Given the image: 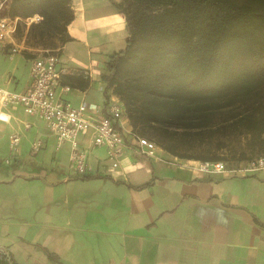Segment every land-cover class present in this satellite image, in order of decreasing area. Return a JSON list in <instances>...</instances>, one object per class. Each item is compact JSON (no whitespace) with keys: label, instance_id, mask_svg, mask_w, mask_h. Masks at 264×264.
Wrapping results in <instances>:
<instances>
[{"label":"crops","instance_id":"obj_1","mask_svg":"<svg viewBox=\"0 0 264 264\" xmlns=\"http://www.w3.org/2000/svg\"><path fill=\"white\" fill-rule=\"evenodd\" d=\"M117 1L71 0V39L56 49L63 97L104 114L116 96L104 91L106 64L129 36ZM12 41L19 50L0 52V85L21 92L45 49ZM0 111V250L13 264H264V169L197 173L156 144L153 156L126 149L112 170L90 129L78 138L89 168L78 172L72 142L58 144L43 119L20 105ZM118 126L132 134L126 116Z\"/></svg>","mask_w":264,"mask_h":264},{"label":"trees","instance_id":"obj_2","mask_svg":"<svg viewBox=\"0 0 264 264\" xmlns=\"http://www.w3.org/2000/svg\"><path fill=\"white\" fill-rule=\"evenodd\" d=\"M114 3L125 16L129 36L106 64L104 91L121 100L133 133L166 131L191 123L200 113L245 103L264 82V0ZM34 14L41 20L27 24ZM7 16L24 19L31 47L56 51L59 45H47L53 38L60 44L71 39V0H8ZM82 82L85 86L87 80ZM258 107L259 101L234 120H245L246 128L261 137L264 106ZM0 264H13L2 250Z\"/></svg>","mask_w":264,"mask_h":264},{"label":"built area","instance_id":"obj_3","mask_svg":"<svg viewBox=\"0 0 264 264\" xmlns=\"http://www.w3.org/2000/svg\"><path fill=\"white\" fill-rule=\"evenodd\" d=\"M8 1V0H7ZM18 17L11 18L0 14V52L12 57L18 52L13 39L17 34ZM39 14L26 18V22H38ZM60 58L56 51L45 49L36 54L30 64V84L24 91L17 92L0 85V108L22 106L24 112L43 119L49 131L56 137L58 144L72 142L71 165L78 172H85L89 165L88 151L79 145L78 138L82 133L92 129V144L104 147L110 160L112 170L119 167V159L126 149L136 154L155 155L157 145L147 137L133 134L132 143H128L123 132L117 127L124 115V105L115 96L107 103V113H102L94 103L82 101L74 105L62 95L70 90L69 85H61ZM60 88V89H59ZM4 114L0 111V119ZM29 124H26L28 127ZM20 140L19 133L10 135V148L15 150ZM41 139L33 141V148H39ZM197 173L250 174L264 169V153L227 163L225 160H177Z\"/></svg>","mask_w":264,"mask_h":264},{"label":"rangeland","instance_id":"obj_4","mask_svg":"<svg viewBox=\"0 0 264 264\" xmlns=\"http://www.w3.org/2000/svg\"><path fill=\"white\" fill-rule=\"evenodd\" d=\"M0 14L7 15V0H0ZM27 30L24 19H18L17 34L20 38H24L26 46L31 48ZM47 45L57 46L60 42L55 37L53 43ZM255 101H257L256 104H254ZM258 101L261 107L257 110H260L264 106V82L257 85L255 94L245 103L237 102L220 110L214 109L213 113L207 115L200 113L191 123L171 126L166 131L145 128L142 129L144 132L136 133L153 140L163 153L171 154L177 160H216L213 158H220L227 163H234L264 152V142L261 139L263 135L257 136L247 129L245 120H234V117L241 112L253 110V106H256ZM131 132L133 133L132 127ZM125 137L127 140L133 138L131 133H125Z\"/></svg>","mask_w":264,"mask_h":264}]
</instances>
